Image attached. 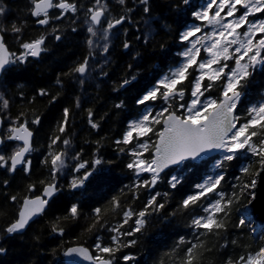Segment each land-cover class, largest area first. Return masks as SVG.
<instances>
[{
  "label": "trees",
  "instance_id": "trees-1",
  "mask_svg": "<svg viewBox=\"0 0 264 264\" xmlns=\"http://www.w3.org/2000/svg\"><path fill=\"white\" fill-rule=\"evenodd\" d=\"M66 2L75 4L77 11L64 12L53 8L49 12V23L41 25L38 20L44 17L31 14L33 0H0V10H3L0 31L12 53L19 56L25 51L21 47L23 43L44 38L41 56H28L24 63L10 64L0 84V92L9 102L6 113H2L0 135L4 142L0 155L8 157L20 146L17 141L7 140L10 128L24 124L34 133L33 147L27 159L30 163L15 171L9 170L10 161L0 168V249H3L0 264H67L64 253L76 245L88 247L97 255L94 250L96 242L99 240L102 246H110L111 237L116 235L110 229L123 224L125 212L144 210L153 196L156 197L155 205L163 204L164 207L155 208L154 205L149 208L141 231L121 237L123 242L135 240L136 243L117 251L113 264H183L187 249L200 242L202 247L194 250L193 264H225L228 258L235 262L240 255L246 256L264 247V229L253 221L246 208L252 198V188L242 194L239 191L242 183L250 184L253 178L256 179L254 174L258 164H254L248 174L240 171L247 161L253 159L251 156L238 153L236 159L227 162L223 161L226 153L222 151L201 163L188 161L170 169L159 177L154 187H145L143 181L150 180L151 175L141 173L137 176L127 165L135 159L131 152L141 151L138 145L143 139L149 141L150 147L142 157L152 158L158 138L155 133L162 130V123L151 124L153 132L139 139L133 132L127 145L117 143L123 141L129 125L138 122L146 113H151L150 119L157 110L164 108L169 111L161 119L170 112L181 116L186 114V108L180 105L192 99L191 83L194 76L199 75L195 67L189 69L188 79L177 85L178 89L185 91L183 100L177 98L171 105H164L162 98L161 102L140 104L138 101L158 87L172 67L180 63V32L189 21H194L191 16L195 11L188 10L183 0H148L147 5L140 0H125L123 5L118 0H100V5L105 6V24L124 17L134 21L141 33L139 38L137 32L130 33L127 51L122 36L118 34L111 46L105 45L106 49L110 47L109 51L102 52L97 43L105 40L87 31L90 22L87 9L100 5H96V0ZM149 20L151 27L147 24ZM13 25L21 31L13 32ZM134 26L132 30H135ZM56 36L60 39L57 40ZM85 60H88V75L81 77L74 69ZM250 71L252 74L247 81L242 82L246 86L240 89L243 95L237 112L241 117L239 123L244 122L250 107L264 101V65ZM125 81L128 82L124 88ZM223 82H216L201 99L220 97ZM208 83L204 81L205 85ZM42 91L44 95H41ZM37 119L39 122L34 123ZM93 123L97 127H92ZM64 140L69 143L65 145ZM60 152L68 155V170L65 175L58 172L53 178L51 154ZM97 158L103 161L97 166V172L83 186L71 188L72 179L90 170ZM80 162H87V168L76 172L74 169ZM221 163L223 167H217ZM218 175H223L224 179L215 192L187 209L183 207L188 196L200 191L198 185ZM174 176L176 186L172 187ZM56 182L57 190L47 210L24 233L8 234L5 229L18 218L23 200L41 195L46 186ZM233 193L236 196L227 209L229 215L224 219L226 230L208 233L193 226L195 218L207 215L204 208L221 195L230 198ZM114 198L119 203L115 209ZM73 205L78 209L75 218L70 214ZM96 208L101 209L99 216L94 211ZM136 218L133 215L120 232L132 231L136 227ZM242 219L244 225L238 226ZM53 227L62 229L63 234L53 231ZM101 255L108 258V254ZM124 256L134 259L125 261Z\"/></svg>",
  "mask_w": 264,
  "mask_h": 264
},
{
  "label": "snow or ice",
  "instance_id": "snow-or-ice-1",
  "mask_svg": "<svg viewBox=\"0 0 264 264\" xmlns=\"http://www.w3.org/2000/svg\"><path fill=\"white\" fill-rule=\"evenodd\" d=\"M118 2L123 5L125 0H118ZM140 2L147 5L148 0H140ZM188 2L189 0H184L185 4ZM33 3L34 10L31 14L34 17H44L38 20V23L41 25L49 23V9L58 8L64 12L71 11L73 13L77 11V6L66 2V0H58L56 3H54V0H33ZM96 5H100V0H96ZM213 6L216 7V11L210 15L209 13L213 9ZM225 9H227L226 14L221 15ZM240 9L244 11L240 13ZM2 11L0 10V14H2ZM144 12H148L147 7L144 8ZM238 13L240 14L238 15ZM258 13H264V0H209L203 10L194 13V18L197 21L201 23L207 22L205 26H211L214 30L194 41H191L189 38L202 32V28L195 26L185 31L182 34V40L188 41L191 44L183 53L185 62L169 76H165L160 81L158 87L153 88L138 101L140 104H144L145 102L156 101L158 98H162L165 104L171 105L177 98L183 100L185 91L183 88L178 89L177 85L183 84L190 75L189 69L195 67V71L199 75L194 76L191 83L192 99L189 103L180 105L181 108H186V114L181 116L175 112H170L166 118L161 119L164 117V113L169 111L168 108H165L150 119L151 113H147L138 122L129 125V130L125 133L123 141H117L118 144L123 143L127 145L132 140L133 132L136 133V138L139 139L153 132L151 124H163V130L155 133L159 139L154 144L152 158H142L143 153L149 150L150 145L147 142L140 143L138 147L142 151H132L131 155L135 159L127 165L129 169L135 170L137 176L141 173L151 174L150 180L143 181L145 187L149 185L154 187L160 177V173L170 165L181 164L189 158L196 159L202 153L214 149L222 150L226 153L223 161L227 162L236 159L238 153L244 154L245 157L251 156L253 159L247 161L240 169L244 174H248L254 164L259 165L255 171V177L264 172V101L247 110V117L244 118L243 123H239L241 117L235 114L238 102L243 95L240 89L246 86V83L242 82H246L252 74L250 69H255L257 65H264V56H262V52H264V19H249V17ZM87 14H89L88 18L92 25H100L101 18L105 15V8L103 5L97 8H88ZM59 18L57 17V19ZM124 19V17H120L115 20H109L107 22V29L110 30L120 25ZM245 26V31L242 33L238 31L241 28H245ZM12 31L19 33L21 29L13 25ZM87 31L95 34L93 27H89ZM258 35H260L259 39H257ZM55 38L57 40L60 39L59 36ZM204 41H210V43L205 44L203 43ZM91 43L92 41L90 40L89 44ZM43 44V37L30 43H23L21 47L25 51L23 54L17 56L15 53L9 52L3 41V37L0 36V72L4 71L6 66L10 64L17 62L24 63L28 56L38 57L43 51L41 47ZM124 46L125 48L128 47L127 44ZM233 46L235 47L233 48ZM201 47L207 53V58L198 60ZM228 61H234V66L229 67ZM214 65L217 67H214ZM86 69L87 60L76 67L74 71L83 76ZM225 69H228V71L226 72ZM205 80L209 81L206 85L204 84ZM221 80L224 81L220 87L221 96L202 100L201 97H204L205 93L211 91L214 84ZM127 82L125 81V83ZM161 88L163 91H161ZM44 94L42 91L41 95ZM0 101H2L3 107L6 109L9 105L8 100L0 97ZM67 115L68 111L65 109V117ZM89 115L91 116V112H89ZM33 122L38 123L39 121L37 119ZM238 123L239 126H237ZM92 127L95 128L97 125L93 123ZM60 131L63 132L64 128L61 127ZM31 136V131L24 124L9 129V134L6 137L7 140L22 141L23 146L17 148L8 157L0 155V168L7 166L9 161L10 171H15L17 166L21 164L30 163V161H25V155L31 150L29 139ZM254 138L256 139L254 140ZM55 142L56 140L54 139L53 143ZM0 143H3V141L0 140ZM63 143L67 145L69 141L64 140ZM66 155L65 152L51 154L53 178H55L56 173L66 167L64 159ZM74 159L78 160L79 157H74ZM102 163L101 159H95L90 170H86L81 177L72 179L70 187L75 189L83 186L84 182L97 172V166ZM217 167H223V163L218 164ZM86 168L87 162H80L74 170L80 172L81 169ZM223 179V175H218L215 178L209 177L205 184L197 186L200 189L197 194L190 195L183 201V207L187 209L209 193L215 192ZM176 180L175 176L172 177V187L176 186ZM256 184L257 180L253 178L250 184L247 182L242 183L239 191L242 194L247 189L255 188ZM56 190V185L52 183L45 187L43 194L44 196L51 197ZM235 196L236 193H233V197L230 198H225L221 195L220 199L216 200L209 207L204 208L207 215L193 220V226L196 229H204L208 233H212L214 230L217 232L221 229L226 230L224 219L229 215L227 209L232 205ZM12 199L15 200L16 197H12ZM155 200L156 197L153 196L148 201L145 209L139 213H134L131 210L125 212L123 224L110 229V231L116 233V235L111 237L112 244L110 246H102L99 240L96 242L94 250L97 252V255L93 256L89 249L83 246L69 248L64 254L66 256L76 255L82 257L84 260L92 262V264H113V257L117 251L136 243L135 240L123 242L121 237L132 236L141 231L146 223L144 218L149 214L148 209L153 208ZM47 203L46 199L39 196L34 199L25 198L22 209L18 214V219L11 223L5 231L8 234H13L24 230L29 221L43 211ZM112 204L114 209L119 207L116 198L113 199ZM163 207V204L155 205V208ZM94 211L99 216L101 209L96 208ZM221 213L223 215H219ZM70 214L74 218L78 215L76 205L71 207ZM133 215L137 217L135 220L136 227L130 232L121 233L120 228L124 224H127ZM244 223L245 221L242 219L238 226H243ZM53 231H59L60 234H63V230H58L56 227H53ZM199 247H202V242L194 243L187 249L183 258V264H193V260L195 259L194 250ZM0 251H3V249H0ZM101 254H108V258H105ZM123 259L129 261L134 259V257L124 256ZM225 264H264V247H260L255 253H249L246 256L240 255L235 262L231 258H228Z\"/></svg>",
  "mask_w": 264,
  "mask_h": 264
},
{
  "label": "water",
  "instance_id": "water-1",
  "mask_svg": "<svg viewBox=\"0 0 264 264\" xmlns=\"http://www.w3.org/2000/svg\"><path fill=\"white\" fill-rule=\"evenodd\" d=\"M52 9H49V12L51 11ZM61 10V9H60ZM104 17H105V15L101 18V23H102V20L104 19ZM101 25V24H100ZM100 25H95L96 27H99ZM0 36H2L3 37V41H4V36H3V34L0 32ZM5 43V42H4ZM6 45V44H5ZM6 47H7V45H6ZM8 48V47H7ZM8 50H9V48H8ZM9 52H10V50H9ZM41 56V53H40V55L38 56V57H35V58H39ZM8 66H6V68H7ZM6 70V69H5ZM5 70L4 71H2V72H0V80H1V78H2V76L4 75V72H5ZM86 73V72H85ZM85 75V74H84ZM238 105H237V109H236V111H235V114L237 115V112H238ZM178 115V114H177ZM168 116V115H167ZM166 116V117H167ZM165 117V118H166ZM2 125H3V117H2V113H1V109H0V130H1V128H2ZM237 126H239V125H237ZM28 130L29 131H31L29 128H28ZM162 130H163V124H162ZM31 133H32V136L29 138L30 139V146H31V148H32V146H33V142H34V133L31 131ZM159 138H157V140H158ZM0 140H2L3 141V139H2V137H1V135H0ZM20 144H21V146H23V143H22V141H18ZM2 145V143H0V146ZM222 150H211V151H209V152H204V153H202L199 157H197L196 159H191V158H189V159H186V160H184L181 164H174V165H170L168 168H165L161 173H160V176H162L163 174H165L167 171H169L170 169H173V168H178V167H180L182 164H184V163H186V162H188V161H192V162H194V163H201L203 160H205V159H211V158H213V157H216L220 152H221ZM153 152H154V149H153V151H152V154H153ZM29 153L30 152H28V153H26V155H25V161L28 159V156H29ZM25 164H21V165H19V166H17V168H22L23 166H24ZM144 174H147V175H151L150 173H144ZM256 180H257V184H256V186H255V188H252V192H253V196H252V198H251V201H250V204H249V210H250V215H251V217H252V219H254L256 222H258V224H259V226H261V227H263L264 228V172H261L260 173V175L258 176V177H256ZM55 185H56V188H57V185H58V183L56 182V183H54ZM47 187V186H46ZM43 193H44V191H43ZM41 194V195H39V197H41V198H43V199H46L47 201H48V203L44 206V209H43V211L40 213V214H38V215H36V216H34L30 221H29V223H28V225L26 226V228L24 229V230H22V231H20V232H17V233H19V234H22V233H24L27 229H28V227L34 222V221H36V219L41 215V214H43L46 210H47V208H48V206H49V204H50V202L52 201V199H53V197H54V195H55V193H56V191L54 192V194L51 196V197H47V196H44V194ZM37 197V196H36ZM27 198H29V199H34L35 197H27ZM22 205H23V203H22ZM22 205H21V208H20V211H21V209H22ZM19 211V212H20ZM77 246H83V245H76V246H72V247H77ZM71 247V248H72ZM83 247H85V246H83ZM86 248H88V247H86ZM89 249V248H88ZM89 251L91 252V254L93 255V256H95L94 254H93V252L89 249ZM65 261H66V263L67 264H92V262H90V261H87V260H84L82 257H79V256H76V255H72V256H66L65 255Z\"/></svg>",
  "mask_w": 264,
  "mask_h": 264
},
{
  "label": "flooded vegetation",
  "instance_id": "flooded-vegetation-1",
  "mask_svg": "<svg viewBox=\"0 0 264 264\" xmlns=\"http://www.w3.org/2000/svg\"><path fill=\"white\" fill-rule=\"evenodd\" d=\"M184 1V0H183ZM56 2V0H55ZM54 2V3H55ZM209 2V0H189V2L187 4H185L187 6V9H193V11L197 12V11H201L203 10V8L207 5V3ZM239 7V6H238ZM213 11V13H212ZM216 11V7L213 6V9L210 11V15L214 14V12ZM244 10L243 9H240V13H242ZM106 12V11H105ZM187 12V11H186ZM195 12H192V16L191 18L194 19L193 22L189 21L188 22V25L185 26V28L180 32V45L181 46V49L179 50V57H180V63L175 66V67H172L171 71H169V73L167 74V76H169L173 71H175L182 63H184V57H183V53L191 46V44L188 42V41H184L182 40V34L187 31L189 28L191 27H195V26H200L202 28V32L200 33H197L196 36L194 37H190L189 39L191 41H194L198 38H200L201 36L203 35H206V34H209L211 33L214 29L211 27V26H205L207 22H204V23H201L200 21H197L195 18H194V13ZM227 12V9L224 10L223 13H221V15H225ZM225 13V14H224ZM238 13V15L240 14ZM106 18V17H105ZM254 18V20H260V19H264V13H258V14H255L254 16L252 17H249V19H252ZM156 19V18H155ZM231 19V18H229ZM105 20V19H104ZM104 20L102 22V25L100 26V28H103V26L105 27V29L107 28V23L105 24L104 23ZM155 20L153 19V22ZM152 22V23H153ZM142 24V23H141ZM140 24V25H141ZM187 24V23H186ZM135 25V26H134ZM134 26V29L135 30H132V27ZM100 28H97V29H100ZM139 27L136 26L135 22L130 20V19H124V21L120 24V25H117L116 27L108 30V44H112V41L114 40L115 36L120 34L122 36V39L124 41V44H127L128 47L125 48L124 46V50L127 51L130 47V42L128 41L129 39V35L130 33L133 31V32H137L138 33V38L140 37L141 33H139ZM246 30V26L245 28H241L239 29L238 31H240L241 33L243 31ZM135 35V34H134ZM133 36V34H132ZM260 38V35L257 36V39ZM203 43L207 44V43H210V41H204ZM198 47H200V45H198ZM235 46H233L234 48ZM110 47H108L107 51H109ZM201 58H207V53L204 52L203 48L201 47V52H200V57H198V60L201 59ZM231 66L233 67L234 66V61H228ZM87 64H88V60H87ZM164 79V78H162ZM124 88L127 86V83L125 85H123ZM162 90V89H161ZM163 91V90H162ZM161 98L157 99L156 101H159ZM155 101V102H156ZM161 102V100H160ZM149 112V111H148ZM150 113V112H149Z\"/></svg>",
  "mask_w": 264,
  "mask_h": 264
},
{
  "label": "rangeland",
  "instance_id": "rangeland-1",
  "mask_svg": "<svg viewBox=\"0 0 264 264\" xmlns=\"http://www.w3.org/2000/svg\"><path fill=\"white\" fill-rule=\"evenodd\" d=\"M104 6V5H103ZM104 8H105V6H104ZM147 24L151 27V21L149 20L148 22H147ZM89 27H93V25H92V23H91V21L87 24V28H89ZM93 29H94V33L95 34H93V33H90L92 36H97L98 38H101V39H103V41L105 40V42H102L101 40H99V42L97 43V46H99V45H101L100 47H101V50H102V52H104L105 51V49H106V47H105V45H107L108 44V29L106 28L105 29V27L104 28H101V29H95L94 27H93ZM151 31H152V29H151ZM208 44V43H207ZM94 46H95V44H93ZM88 75V74H87ZM87 75H86V77H87ZM0 97H3V99H5V97H4V95L2 94V92H0ZM239 102H240V100H239ZM164 105H165V103H163ZM0 105H3L2 104V101H0ZM165 109V108H164ZM1 111H2V113H6V109L4 108V107H2V109H1ZM162 110H157L155 113H154V116L153 117H155L156 115H157V113H159V112H161ZM147 114V113H146ZM152 117V118H153ZM144 142H147L148 144H149V141L147 140V139H143V140H141V142L140 143H144ZM142 151V150H141ZM66 153V152H65ZM67 154V153H66ZM143 158V157H142ZM65 164H66V167H64L61 171H60V174L63 176V175H65V173L67 172V170H68V155H66L65 156ZM252 196H253V192H252ZM250 204V203H249ZM249 204H248V206H246V208H248V212L250 211L249 210ZM253 221L259 226V224H258V222H256L254 219H253ZM264 229V228H263Z\"/></svg>",
  "mask_w": 264,
  "mask_h": 264
},
{
  "label": "bare ground",
  "instance_id": "bare-ground-1",
  "mask_svg": "<svg viewBox=\"0 0 264 264\" xmlns=\"http://www.w3.org/2000/svg\"><path fill=\"white\" fill-rule=\"evenodd\" d=\"M4 139V138H3ZM11 141V140H10ZM27 162V161H26ZM18 219V218H17Z\"/></svg>",
  "mask_w": 264,
  "mask_h": 264
}]
</instances>
